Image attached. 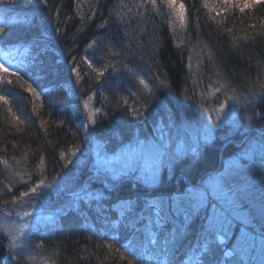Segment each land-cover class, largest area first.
<instances>
[{"label": "trees", "instance_id": "1", "mask_svg": "<svg viewBox=\"0 0 264 264\" xmlns=\"http://www.w3.org/2000/svg\"><path fill=\"white\" fill-rule=\"evenodd\" d=\"M78 1L10 0L6 5L12 18L6 39L11 43L0 44V52L25 54L22 79L5 76L0 81V96L8 100H0V209L5 208L4 200L41 180L70 182L56 186L51 215L28 235L33 262L18 261L11 253L6 258L12 252L10 240L0 233V264H264V249L229 254L242 227L256 245L259 240L264 244V220L258 231L237 221L230 241L221 244L218 231H206L219 206L216 197L208 195L202 204L189 201L227 161L247 152L254 142L264 143V4L244 13H222L218 25L207 19L201 0H178L189 20L183 46L175 42L168 10L162 15L146 5L150 26L142 56L157 77L159 97L174 124L199 121L211 104L217 108L222 92L214 89L219 83L234 92L255 89L260 96L235 128L225 121L200 149L176 155L169 166L164 162L159 184L150 187L133 176L105 180L89 167L90 156L86 160L94 131L85 102L105 80L84 60L98 42L126 27L121 10L129 7L139 18L138 0H95L85 15L78 13ZM245 35L249 39H242ZM93 40L97 43L89 48ZM25 80L40 93L39 100ZM154 121L149 115L142 127ZM259 175L264 178L258 173L252 178ZM263 185L252 191L256 207L264 205ZM184 210L188 217L182 215Z\"/></svg>", "mask_w": 264, "mask_h": 264}, {"label": "rangeland", "instance_id": "2", "mask_svg": "<svg viewBox=\"0 0 264 264\" xmlns=\"http://www.w3.org/2000/svg\"><path fill=\"white\" fill-rule=\"evenodd\" d=\"M94 1L79 0L78 13L80 15L88 13ZM146 7L138 9L140 19L137 14L133 12L131 14L129 7L121 10L122 22L126 27L121 33L116 32L102 39L96 44L93 53L87 56L93 61L95 67L113 64L115 68H108L103 76L97 75L90 68L97 78L103 77L105 81L103 80L104 83L99 91L89 96L85 102L88 124L94 131L91 149L87 151L86 160L90 156L89 167L97 176H105V180L117 181L133 176L143 180L148 186L155 187L160 182L164 162L169 166L171 159L176 155H186L192 150L200 149V144L212 140L215 130L225 121H230L235 128L240 124L241 117H247L248 109L260 96L259 93L253 95V92L230 91L232 89H229L230 86L227 85V88L221 91L222 94L217 95L218 107L221 103H225V109L219 116L220 122L215 127L212 125L217 120L218 107L215 108L214 104H211L209 108L213 111L210 113L207 109L199 121L190 120L174 124L168 116L169 111L166 105L159 97L157 77L142 56L144 36L148 33L147 28L150 26ZM150 39L152 38L147 37L148 41ZM174 39L179 46H183L186 40L185 30L177 26ZM181 40L184 42L181 43ZM5 54L0 52V59L6 60V66L20 71V64L25 53L22 52L18 56L11 53L10 57ZM84 63L89 68L88 60L85 59ZM139 79H144L149 88L146 89L140 84ZM225 92L228 97L235 96L236 99L227 100ZM132 93L136 95L133 96ZM137 112L139 115L136 114ZM149 115L155 121L151 127L143 128L142 124ZM210 115L211 119H209ZM250 146L244 154L227 161L221 173L208 179L197 192L190 195L189 201L194 202H199L201 194H205L203 202L208 195L216 197L219 206L213 214L215 213L217 217L227 214L230 226L226 225V231H218L221 244L230 241L237 221L258 231L259 222L264 220V205L256 207V201L252 195V191L259 184L263 185V181L259 182L260 178L264 180L263 176H257L258 179L252 176L257 173L264 174V151L261 150L264 143L254 142ZM1 180H4V177H1ZM66 182L70 181L59 180L44 183V185L38 184L36 193L29 192V196L17 201L12 208L0 209V233L9 238L12 251L9 250L6 258L10 256V253L14 257L17 253H23L20 260L33 262V254L30 252L33 247L28 242V235L33 227L51 215L50 209L54 206L52 193L57 190V185L61 183L66 185ZM58 196L59 193H56L54 198L58 199ZM7 211H12L13 215L5 216L4 213ZM24 211L31 213L23 221L27 222L29 227L24 230L23 236L18 237L16 240L18 247L13 249L12 237L8 233L14 231V225L22 222L21 216L16 213L22 215ZM188 214V211L182 212L185 217H188ZM249 233H251L249 230L242 227L238 242L233 251H229L230 256L236 252L243 255L255 254L256 248L258 251H263V241L259 240L261 243H258L259 246L256 245L255 239L249 237ZM254 259L261 260V256L256 258L254 255Z\"/></svg>", "mask_w": 264, "mask_h": 264}, {"label": "snow or ice", "instance_id": "3", "mask_svg": "<svg viewBox=\"0 0 264 264\" xmlns=\"http://www.w3.org/2000/svg\"><path fill=\"white\" fill-rule=\"evenodd\" d=\"M9 2L10 0H0V44H3L5 47L9 43H11V41H8L6 39L8 35V29L6 26L11 22V19H12L9 10L6 7L7 3ZM43 2L46 4L47 0H43ZM138 3L140 7L150 5L158 14H162V15L165 14L162 10L167 9L168 11L166 15L169 17H172V19L168 20L167 22L169 23V26L172 28L174 36L176 35L177 26L182 30H185V31L188 30L189 20H188V16H187L184 3L182 2L178 3V0H138ZM262 4H264V0H201L202 9L207 10L206 11L207 19L213 22H216L218 25L221 23V20H218L217 17H220L222 13H228L231 9H238L240 13H244L246 9H251L257 5H262ZM199 10L200 9H197V11ZM94 14L95 13H93V15ZM223 19H226V17H224ZM196 26L199 27L198 22ZM251 27L255 29L256 25L253 24L251 25ZM262 27H264V24H262ZM223 30L227 32L229 35H231V38L233 41L237 40V36L232 34L231 28L225 27ZM261 34L264 35V33H261ZM242 39H245V40L249 39V36L245 35L244 37H242ZM183 42L184 41L181 40V43ZM96 43L97 42L93 40L92 43L88 45V47L92 48ZM5 55L10 57L11 52L6 53ZM85 59L88 60L89 68H91L92 71L95 72L99 76H103L108 68L110 67L115 68V65L113 64L101 65L100 67H95L91 59H88L87 57H85ZM125 67L127 66L125 65ZM73 70L75 71V69ZM5 76H14L16 77L17 80L22 79V76L20 75L19 70L10 69L9 67L6 66V60L0 59V81H3ZM77 76H79V72H77ZM12 82H13L12 80H7L8 84H11ZM24 83L27 84V90L31 92V94L34 97H36L37 100H39L40 93L37 92L36 88H34L32 84L28 83L27 80H25ZM139 83L144 85L146 89L149 88V85L145 83L144 79H139ZM260 87L262 90H264V84H261ZM226 88H227L226 84L219 83V86L215 87L214 91L219 93ZM224 94L227 100L236 99L235 96L228 97L227 92H225ZM254 94H255V89H253V95ZM132 95L134 96L136 95V93H132ZM262 99H264V97H262ZM0 100H3L5 104L8 103V100L4 96H0ZM125 103H127V101H125ZM224 109H225V103H221L218 109L216 110L217 120L212 125V127H215L220 122L219 116L224 113ZM8 111L11 112L12 111L11 108H9ZM97 111H99V109ZM208 111L211 113L213 110L209 109ZM136 114L139 115L138 112ZM209 119H211V115L209 116ZM261 150L264 151V147H262ZM73 155H75V152H73ZM40 185H44L43 180L40 181ZM45 186H48V185H45ZM37 187H39V185L32 187L28 191H21L18 196L13 195L10 200H7V199L4 200L3 206L7 207L10 204L16 205L17 201H19L22 197L29 196V192L36 193ZM204 195L205 194H201L198 203L200 204L203 203ZM4 215L7 217H11L13 215V212L7 211L4 213ZM16 215L21 216L22 222L18 225H14V231L8 233V235H11L12 237L11 244H12L13 249L18 247V245L16 244V240L18 239V237L23 236L24 230L29 227V224L23 221H24V218L30 216L31 213H29L28 211H24L22 215L21 213H16ZM226 225L230 226V221L227 218V214L225 213L223 217H217V215L214 213L212 217H210V222H209V225L206 231L208 232L209 235H212L214 232H217V231H226ZM108 247L111 248L112 245H108ZM204 251L205 253L208 252L207 243L205 244ZM22 255L23 253H17L15 258L19 261ZM209 264H211V262H209Z\"/></svg>", "mask_w": 264, "mask_h": 264}]
</instances>
